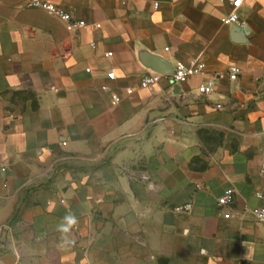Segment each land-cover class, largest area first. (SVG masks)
Wrapping results in <instances>:
<instances>
[{"label":"crops","instance_id":"1","mask_svg":"<svg viewBox=\"0 0 264 264\" xmlns=\"http://www.w3.org/2000/svg\"><path fill=\"white\" fill-rule=\"evenodd\" d=\"M43 1L88 26L0 0V264H264V0Z\"/></svg>","mask_w":264,"mask_h":264},{"label":"built area","instance_id":"2","mask_svg":"<svg viewBox=\"0 0 264 264\" xmlns=\"http://www.w3.org/2000/svg\"><path fill=\"white\" fill-rule=\"evenodd\" d=\"M244 0H231L232 11L223 19V24L226 26H242L243 23L240 21L238 10L242 7ZM28 7L41 9L52 16H56L61 19L65 25L66 29L70 32H76L84 29L88 24L84 20L74 19L73 16L64 10L58 8L56 5L43 1V0H28ZM97 29L100 25L95 26ZM109 56V54H107ZM87 72H90L88 69ZM206 72L203 63L193 60L189 62L178 61L173 66V71L171 74H161V73H149L141 78L139 81V88L143 90L152 89L157 84H159L163 79H166L170 84L175 86H182L188 82L189 79L193 77L203 76ZM230 72L233 74H239L240 70L236 67H232ZM107 79L110 82H114L117 79L115 72L111 71L107 73ZM215 83L213 80H207L201 83L198 87V93L200 96H209L214 92ZM101 90L104 92H112V104L117 105L120 102V97L113 92L108 84L101 86ZM133 89H128V94L133 93ZM233 192L227 191L225 195L219 199V204L225 206L233 201ZM179 213H188L192 210V204H186L178 206L175 209ZM253 216L260 222H264V209H254L252 211ZM228 217V216H226Z\"/></svg>","mask_w":264,"mask_h":264},{"label":"water","instance_id":"3","mask_svg":"<svg viewBox=\"0 0 264 264\" xmlns=\"http://www.w3.org/2000/svg\"><path fill=\"white\" fill-rule=\"evenodd\" d=\"M143 62L148 68L153 69L156 72H159L165 75L171 74L170 72L165 70L166 64H167L166 61H164L163 59L159 57L145 55L143 57Z\"/></svg>","mask_w":264,"mask_h":264},{"label":"rangeland","instance_id":"4","mask_svg":"<svg viewBox=\"0 0 264 264\" xmlns=\"http://www.w3.org/2000/svg\"><path fill=\"white\" fill-rule=\"evenodd\" d=\"M203 138L206 142V146L208 150L212 149V146L216 145L220 137L217 134H211V133H204Z\"/></svg>","mask_w":264,"mask_h":264}]
</instances>
